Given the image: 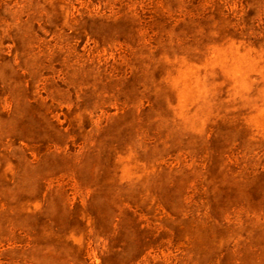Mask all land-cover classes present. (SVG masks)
I'll return each mask as SVG.
<instances>
[{"label":"rangeland","instance_id":"obj_1","mask_svg":"<svg viewBox=\"0 0 264 264\" xmlns=\"http://www.w3.org/2000/svg\"><path fill=\"white\" fill-rule=\"evenodd\" d=\"M0 264H264V0H0Z\"/></svg>","mask_w":264,"mask_h":264}]
</instances>
